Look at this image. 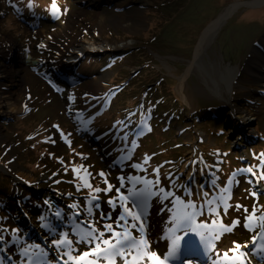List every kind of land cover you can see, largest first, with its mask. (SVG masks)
I'll use <instances>...</instances> for the list:
<instances>
[{
	"label": "rangeland",
	"instance_id": "rangeland-1",
	"mask_svg": "<svg viewBox=\"0 0 264 264\" xmlns=\"http://www.w3.org/2000/svg\"><path fill=\"white\" fill-rule=\"evenodd\" d=\"M27 1L0 0V107L8 100L11 109L20 108L18 112H9L6 106L0 108L3 264H29L34 258L35 264H40L38 249L24 254L29 245L45 249L47 256L43 259L51 264H75L66 255L68 251L79 256L92 249L94 245L81 244L76 235L79 228L92 230V218L85 210L89 192L76 188L81 182L71 171L79 164L93 173L92 182L97 187L104 186L101 171L116 184L121 175L155 179L150 164L159 166L160 186L185 203L191 200L196 204L203 213L197 222L207 224L209 231L213 232V220H222L228 226L236 219L241 221L229 235L220 234L227 240L213 249L217 261L235 264L226 260L224 253L228 252L230 258L235 256L231 248L237 242H251L247 248L252 251L250 255L264 256L257 251L259 239L255 244L251 239L253 235L259 237L258 224L254 230L246 226V217L252 211L264 215V179L261 183L252 173L239 171L252 168L259 174L264 165V5L239 8L205 49V64L201 65L205 68H194L181 85L180 78L193 62L204 30L229 6L252 0H182L179 4L178 0H56L63 13L59 19L47 22L45 15L53 16L49 11L52 0H33L45 14L39 13L45 21L41 26L32 25L24 19L28 18L25 14L23 19L18 17V5L24 11ZM82 39L113 48L76 53L83 45ZM44 41L46 48L41 49L39 45ZM35 60L40 63L35 64ZM208 64L210 69L211 65L218 70L227 64L239 70L238 85L233 92L225 93L224 99L216 96L203 78L202 71L208 70ZM64 79L78 84L68 87L60 82ZM125 80L128 85L110 91ZM146 93L151 104L143 102ZM153 108L159 112L157 117L149 118ZM171 112L173 118L168 116ZM244 115L254 116L247 126L240 118ZM142 117L149 119L141 123ZM89 120L86 125L84 121ZM55 125L70 134L72 147L63 141ZM49 137L56 142L45 143ZM126 150L132 159L121 163L120 157L128 154ZM145 156L150 157L147 163ZM60 159L65 164H60ZM133 163L142 164L146 171L133 169ZM226 188L230 192H224ZM254 191L255 197L251 194ZM226 197H230L231 205L227 211L223 202ZM108 198L109 194L102 193L101 200L94 202V208L96 203L103 208V212L95 213L96 225L103 231V225L109 222L104 213H112ZM173 199L165 202L169 210ZM46 200L51 206L44 203ZM74 202L79 209L70 207ZM57 210L62 211V217L54 215ZM41 211H45V222L54 233L42 226ZM164 213L154 200L150 239L154 238L151 218L161 222ZM112 217L118 220L115 213ZM12 220L20 228L18 241L10 237L7 227L14 229L9 224ZM208 230L203 231L210 233ZM64 232L73 240L72 248L56 247V240L63 239ZM180 235L194 246L185 252L181 241L177 256L181 264L211 262L208 255L201 254L204 241L198 233ZM101 258L100 264H107Z\"/></svg>",
	"mask_w": 264,
	"mask_h": 264
},
{
	"label": "snow or ice",
	"instance_id": "snow-or-ice-1",
	"mask_svg": "<svg viewBox=\"0 0 264 264\" xmlns=\"http://www.w3.org/2000/svg\"><path fill=\"white\" fill-rule=\"evenodd\" d=\"M34 3L33 0H29L27 4L28 9H33ZM17 11L20 12L22 9L17 8ZM49 11L57 19L60 18V15L63 13V9L58 5L56 0H52ZM41 49L46 48L45 44H40ZM51 84L52 82L49 81ZM59 92L60 88L56 87L55 84L52 85ZM87 95V94H86ZM31 98V97H29ZM74 100L75 97L73 96ZM27 108V105L25 106ZM91 121H84L87 125ZM119 123V122H118ZM63 139V141L69 146H73V140L70 138V134L65 133L60 125L54 126ZM127 137H122L126 139ZM53 137H49L45 143H55ZM53 159H55V153L52 154ZM82 159H87L82 154ZM261 156L264 157V153H261ZM132 156L129 152L126 155L120 157L119 162L124 160H131ZM150 160V157L145 156V163ZM60 164H65L63 159L59 160ZM133 169H141L146 171L143 168V165L140 163L131 164ZM75 174L76 180L81 183H77L75 186L78 190L87 189L89 192V197L87 198L86 211L88 216L92 218V230H86L84 228H79L76 235L79 237V242L81 244H92L94 245L90 251H83L82 255L73 256L71 251H68L66 255L70 257L75 264H100V258L103 257L107 264H117V257H120L123 260V264H171V262L177 258L181 249V241H184L185 252L188 251L192 241L190 239L184 240V237L180 235L181 232L187 234L198 233L201 239L205 242L208 248L215 247L213 241L220 239L221 233H230L234 228L241 224L239 219H236L231 222V226L226 225L222 220L218 223L216 220L212 221L213 232L215 234L211 237H206L204 229L208 228V225L205 223H198L197 217L202 215V211L198 209L197 205L194 204L191 200H188L186 203L179 196H177L173 191L167 190L165 187H161L160 180V167L157 166L153 169L156 173L155 179H149L144 175H121L117 178L118 183L114 184L110 181L108 173L101 171L99 172V177L101 178L103 185L102 187H97L92 182L93 173L86 167L84 164L76 165L71 169ZM242 172L252 173L257 180L264 179V165H261V171L257 174L252 168L240 169ZM56 176H59L60 173H56ZM166 176H171V173H165ZM233 179H235V174H233ZM57 183H60L57 180ZM216 181L213 180V184ZM229 184L232 181H228ZM130 184V187L128 186ZM173 187H176V184L173 183ZM190 193V190H188ZM224 192H230V189L226 188ZM109 194V198L106 203L112 209V213H115L118 216V220L113 221L112 213H104V218L109 222L103 225V228L106 231L101 230L95 222V213L96 211L103 212V208L96 203L94 208V202L101 200V194ZM252 196H257V193L254 191L251 193ZM171 200L172 208L170 212V226L164 231L162 236H159L158 240H163L167 242V252L166 255H161L159 252L153 250V245L156 241L150 240L149 238V218L151 216V209L153 208V201L161 205V211L168 212V205L166 201ZM228 199L230 197L223 198L224 210L227 211L231 205L228 204ZM45 204L51 206L50 201H45ZM131 203V206H130ZM213 203V201H210ZM73 209H79V204H72L70 206ZM243 209V205L237 206ZM122 209V212H117V209ZM216 211V209H211ZM244 211H248L244 209ZM78 214V213H77ZM54 215L57 218L62 217L63 213L61 210H57ZM42 226L53 231L54 229L45 222V217H40ZM247 224L246 226L249 229L254 230V225L258 224L259 227V237L256 235L252 236V243L255 244L257 239L260 243L257 248V251L264 253V215H257L256 211H252L250 215L246 217ZM88 222L85 221V224ZM117 226L120 230H117ZM20 229H15V233H19ZM19 237L14 234V240L18 241ZM0 240H4L3 236H0ZM56 247L62 248H72L73 240L69 238V233H63V239H57ZM245 245L241 243H235L234 247L231 248V252L236 253L235 256L229 257L228 252L224 253V258L231 259L234 262H239V264H245L246 254L240 251ZM37 255L41 257L40 264H51L50 261L43 259L47 256V252L40 245H29L25 249L24 254L27 255L29 251H35ZM7 251V249H5ZM130 257V259H129ZM0 264H3V260H0ZM31 264V261H29ZM67 264V261L65 262Z\"/></svg>",
	"mask_w": 264,
	"mask_h": 264
},
{
	"label": "bare ground",
	"instance_id": "bare-ground-1",
	"mask_svg": "<svg viewBox=\"0 0 264 264\" xmlns=\"http://www.w3.org/2000/svg\"><path fill=\"white\" fill-rule=\"evenodd\" d=\"M264 5V0H252V1H243V2H239L237 4H233L231 6H229L224 12H222V14L215 19V21L206 29L204 30V33L202 34V37L200 39V41H198V45L196 47L195 53H194V59L193 62L190 64L187 73H185V75L183 77L180 78V82L181 85L183 84L186 76H188V73L192 72V70L194 68L197 67H204L201 65H204L205 62L202 59V55L205 52V49L208 47V45L215 41V39L217 38L219 32L221 31L222 27L224 26V24L227 22V20L242 6H246V7H252V8H258ZM43 6V5H42ZM44 7V6H43ZM139 22V21H138ZM61 23V22H60ZM63 24V23H61ZM60 31V30H59ZM53 38V37H52ZM48 39V35L47 38ZM81 43H83V45H79L78 50H76V53L78 52H82L84 51H88V52H98L101 50H105L108 49L110 50L111 47L109 44H97L94 41H88L85 39L80 40ZM47 41H44V44L46 45ZM38 63H40V61L35 60V64L38 65ZM208 67V70L205 69V71H202V75L203 78L205 80V82L208 84V86L212 89L213 93L218 97H222V99L225 98V93H231L233 92V90H235V87L238 85V78H239V70L236 67H233L231 65H225V66H221L218 67L219 69L217 70L216 67L214 65H211V69L209 68L210 65H206ZM205 68V67H204ZM8 107L10 108L9 112H13V111H17L20 110V108L18 110H13L11 109L12 105L10 104V101L7 100V102L2 103L1 107L3 109V107ZM24 106L22 105V108ZM12 110V111H11ZM241 120L243 121L242 124L244 125H248L250 121H252V118H254V116H241L240 117ZM143 160V158L141 159ZM150 170L153 172L154 166L152 164H150ZM21 172V171H20ZM22 176L25 177H29L27 175H25L23 172H21ZM31 177V176H30ZM170 212L171 209L168 212H165L162 216L161 222H159L156 218H151V228H152V234H153V241H156V244L158 247H154L153 245V250L159 252L162 256L166 255L167 252V242L163 241V240H158L157 238L159 236H162L164 231L167 229V227L170 226ZM212 212V211H211ZM42 215L41 216H46L45 211H41ZM161 224V226H160ZM11 233L12 236H14V234L17 236V233H15V229L19 228V227H14L13 230H11V226H7ZM20 229V228H19ZM207 230V229H204ZM8 233V232H6ZM20 233V232H19ZM205 236L206 235H211L208 234L207 232H204ZM10 235V234H9ZM229 235V233H226V236ZM224 237L222 235H220V239L219 244L216 243V245L219 247L222 244H225L227 240V237ZM150 239V240H152ZM251 244V242L249 244H246L245 247H243L240 251L244 252L246 254L245 257V264H249V262H247L248 260V256L250 255V251L247 249L248 246ZM190 247H194L193 245H191ZM207 254L210 258V263L209 264H222L221 262H219V260L217 261L214 257V253H213V249L211 248H207L205 247ZM258 259H260L261 261H264V256H256ZM130 258V257H129ZM35 259V258H34ZM119 260H121L120 257H117V264H121L119 263ZM36 261V260H35ZM239 262H236L235 264H238ZM250 264H255L254 261H250Z\"/></svg>",
	"mask_w": 264,
	"mask_h": 264
},
{
	"label": "trees",
	"instance_id": "trees-1",
	"mask_svg": "<svg viewBox=\"0 0 264 264\" xmlns=\"http://www.w3.org/2000/svg\"><path fill=\"white\" fill-rule=\"evenodd\" d=\"M181 1L182 0H178L177 1V4H179V3H181ZM27 4H28V2H26V4H25V10L23 11V9H22V5L21 4H19L18 5V8L19 9H22V11H20V12H18V11H16V13L17 14H19L18 15V17H21V19L24 17V14L26 15V16H28V18H25V19H27L28 21H30V23L32 24V25H39V26H41L42 25V22H43V20L44 19H41V17H40V15H39V13H40V11L38 10V8L36 7V6H34L33 7V9H28L27 8ZM38 6V5H37ZM39 7V6H38ZM46 19V22L47 21H49V20H51L50 18H48V17H45ZM45 22V21H44ZM43 22V23H44ZM126 53V52H125ZM128 53V52H127ZM122 54H124V52H122L120 55H122ZM117 56H118V54H117ZM125 83L124 84H122L121 86H119V88H123V87H125L126 85H128V83L126 82V80L124 81ZM147 93H146V95L144 96V98H143V102H147V101H149L148 103L149 104H151L153 101H152V99H148L147 100ZM156 100H159V99H156ZM155 100V101H156ZM156 103H157V101H156ZM151 112V116L149 117V118H153V117H157V114H158V112L159 111H156V109H154L153 108V110H151L150 111ZM136 113H137V111H136ZM163 114H165V112H163ZM167 114V113H166ZM165 114V115H166ZM132 115H134V114H132ZM168 116L170 117V118H173V116H174V113H168ZM149 118H146V119H149ZM203 118V117H202ZM146 119H144V117H142L141 118V123H143ZM203 151V150H202ZM254 162V161H253ZM18 192V191H17ZM27 194V193H26ZM30 196V195H29ZM28 196V197H29ZM30 201V200H29ZM30 210H33V207H30ZM6 213V212H5ZM6 217V214H4V218ZM39 219V218H38ZM10 225H12L13 224V226H16V227H18V225L16 224V223H14V220H12V222L10 221V223H9ZM16 224V225H15Z\"/></svg>",
	"mask_w": 264,
	"mask_h": 264
},
{
	"label": "water",
	"instance_id": "water-1",
	"mask_svg": "<svg viewBox=\"0 0 264 264\" xmlns=\"http://www.w3.org/2000/svg\"><path fill=\"white\" fill-rule=\"evenodd\" d=\"M58 76V75H57ZM59 77V76H58ZM60 78V77H59ZM68 81V82H67ZM62 84H66L68 87L75 86L78 84V81H69V80H61L60 81Z\"/></svg>",
	"mask_w": 264,
	"mask_h": 264
},
{
	"label": "clouds",
	"instance_id": "clouds-1",
	"mask_svg": "<svg viewBox=\"0 0 264 264\" xmlns=\"http://www.w3.org/2000/svg\"><path fill=\"white\" fill-rule=\"evenodd\" d=\"M22 19H23V18H22ZM24 19H25V18H24ZM114 55H115V54H114ZM59 77H60V76H59ZM59 77L56 75V78H58V79H59ZM123 82H124V81H123ZM123 82H122V83H123ZM119 83H121V82H119Z\"/></svg>",
	"mask_w": 264,
	"mask_h": 264
}]
</instances>
